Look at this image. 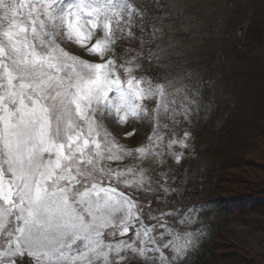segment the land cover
Instances as JSON below:
<instances>
[{
  "label": "rangeland",
  "instance_id": "1",
  "mask_svg": "<svg viewBox=\"0 0 264 264\" xmlns=\"http://www.w3.org/2000/svg\"><path fill=\"white\" fill-rule=\"evenodd\" d=\"M139 2L0 0V264H187L206 250L213 210L191 201L210 173L191 134L167 128L203 98L234 0ZM254 142L214 193L223 207L264 198ZM257 204L230 210L211 264H264Z\"/></svg>",
  "mask_w": 264,
  "mask_h": 264
},
{
  "label": "trees",
  "instance_id": "2",
  "mask_svg": "<svg viewBox=\"0 0 264 264\" xmlns=\"http://www.w3.org/2000/svg\"><path fill=\"white\" fill-rule=\"evenodd\" d=\"M127 1L131 5L140 3ZM230 16L220 44L201 64L202 77L198 80L203 98H199V105H191L174 115L176 120L167 128L177 136L183 132L191 134L196 144L195 154L205 160L200 165L210 173L204 179L212 181L211 186L204 184L210 187L206 192L191 201L213 210L205 242L207 248L187 264H211L217 260L220 257L215 252L219 250L217 241L230 210L237 208L245 212L249 205L264 202L256 193L253 194L256 199L253 195L250 198L234 195L223 207L224 201L214 195L219 184L232 177V171L254 148V140H264V0H234ZM238 25L245 27L243 40H237L233 34ZM162 118L166 119V115Z\"/></svg>",
  "mask_w": 264,
  "mask_h": 264
}]
</instances>
